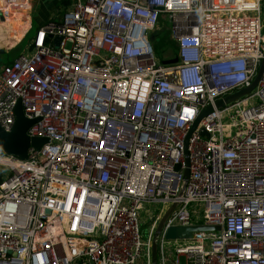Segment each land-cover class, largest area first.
Instances as JSON below:
<instances>
[{"label":"built area","instance_id":"1","mask_svg":"<svg viewBox=\"0 0 264 264\" xmlns=\"http://www.w3.org/2000/svg\"><path fill=\"white\" fill-rule=\"evenodd\" d=\"M64 1L0 67V128L20 103L37 119L28 135L47 140L26 160L0 150V264H151L176 202L157 264H264V69L215 107L264 67V0ZM166 26L176 61L164 65L149 34ZM157 202L142 242L139 212ZM197 225L219 230L164 238Z\"/></svg>","mask_w":264,"mask_h":264},{"label":"water","instance_id":"2","mask_svg":"<svg viewBox=\"0 0 264 264\" xmlns=\"http://www.w3.org/2000/svg\"><path fill=\"white\" fill-rule=\"evenodd\" d=\"M59 37L56 40V44L59 42ZM176 61V58L173 62ZM172 62V64H173ZM263 64L260 66V69L258 71L257 76L252 81V83L248 86V88H245L243 90L237 91L233 93L230 96L225 97L222 100H218L215 102V107L220 108L224 104L233 102V100H236L242 96L248 95L252 92V90L255 88L256 84L258 83L259 79L262 76L263 72ZM212 111V108L207 107L203 112H201L194 122L190 126V130L187 134V137L184 142V162H185V170L183 173V183L181 185V190L178 195V197H183L185 184L189 177V167H188V151H187V141L188 138L194 133V131L197 129V125L199 122L210 112ZM15 122L12 127V129L9 132H4L0 128V150L2 153L6 155H10L13 157H18L21 160H26L28 156V150L30 149H36L39 148L41 145L45 144L47 142L46 139L41 137L32 138L28 135V130L32 125H34L37 121L36 120H29L25 117L24 113H22V108L20 103L16 105L15 108ZM177 202L170 206L168 210L162 215L159 222L156 226V231L153 237L152 241V252H151V264H157V254H158V239L163 231V225L167 218L173 213V211L176 209ZM219 228H208L205 226H192V227H174L168 229L165 234L164 238L168 241H177V240H188L192 237L193 234H197L198 232H213L217 231Z\"/></svg>","mask_w":264,"mask_h":264},{"label":"rangeland","instance_id":"3","mask_svg":"<svg viewBox=\"0 0 264 264\" xmlns=\"http://www.w3.org/2000/svg\"><path fill=\"white\" fill-rule=\"evenodd\" d=\"M53 0H33V7H32V15L30 18V22L32 24V26L30 27V31H29V35L25 36L24 32L29 28L28 26H24V24L21 21V17L23 16L21 13V9L19 6H13L11 8L10 14H7V7L5 6H1V2L0 1V7H1V13L3 16V20H4V24H6V21L9 23L7 28L9 29V35L14 34V29H13V25H11V22H14L16 24H18L20 27H22L20 29V33H19V37L18 39H12L14 40V42H20L19 46L20 48H22V51L19 52L20 54L22 52H24L23 50L26 48V46L28 45L29 42L32 41V39L34 38L35 35V31L40 27V25H42L43 23L47 22L46 20L44 22H42L41 24H39V21H41L43 19V17H45V15L47 14L46 12L48 11V8L46 7L48 5V2H52ZM56 1L60 7H62L61 11L63 9L67 8L66 2L64 3V0H54ZM18 1L14 2L13 4H16ZM20 2H24V1H20ZM4 9V10H3ZM65 11V10H64ZM59 13H57L58 15ZM8 15V16H7ZM17 15L20 17H17ZM0 21V25L2 24L3 28H4V24ZM167 26L165 27L164 31L160 32L157 30V32H152L149 34V41L151 42V44L153 45V49L154 51V55H155V59L158 62H162L163 64H172V62L175 60L176 58V54H175V50H171V48L169 46H166L164 43H162L164 40H166V37H163L165 35V33H168L167 30ZM16 31V30H15ZM18 31V30H17ZM264 32V31H263ZM3 37V41L5 37H8V35L6 34ZM11 40V41H12ZM31 40V41H30ZM15 54V52H14ZM13 54V55H14ZM12 55V56H13ZM11 57V56H10ZM162 204L157 202V203H145L142 206V210L139 212V217H138V228L140 229V236H141V240L142 242H145L148 238V235L150 233V226L152 221L157 217V215L160 213Z\"/></svg>","mask_w":264,"mask_h":264},{"label":"crops","instance_id":"4","mask_svg":"<svg viewBox=\"0 0 264 264\" xmlns=\"http://www.w3.org/2000/svg\"><path fill=\"white\" fill-rule=\"evenodd\" d=\"M17 1L20 5L21 9L27 10L29 12L30 18H31L32 10H33L32 9L33 0H17ZM20 1H24V2H20ZM63 2H65V1H63ZM60 5L54 0L51 3L48 2V5L46 6L48 8V11L46 12L47 14L45 15V17H43V19L41 21H39V24H41L45 20L50 21V20L61 19L65 9H63L61 11L62 7H60ZM57 13H59V14L57 15ZM0 21L2 23L4 22L3 16L1 13H0ZM11 23H12L11 25H13V29H14V31H12V32H14V34H12V35H9V29L7 28L9 23L7 21H6V24L3 23L4 28H3L2 24L0 25V67L3 65L11 63L20 54L19 52L22 51V48H20V46H19L20 42H14L13 43L14 40H12L14 38L18 39L20 29L22 27H20L18 24L14 23V22H11ZM31 26H32V24L29 23V25H28L29 28L24 32L25 36H28L30 34L29 31H30ZM6 34L9 37V42L8 41H6V42L2 41V36H5ZM29 44H30V42L28 43V45L26 46V48L23 51L27 50ZM14 52H15V54H14Z\"/></svg>","mask_w":264,"mask_h":264},{"label":"trees","instance_id":"5","mask_svg":"<svg viewBox=\"0 0 264 264\" xmlns=\"http://www.w3.org/2000/svg\"><path fill=\"white\" fill-rule=\"evenodd\" d=\"M66 2V1H65ZM64 2V3H65ZM66 5H68V3L66 2ZM167 36V34L165 33V35L163 36V37H166ZM162 43H164L166 46H169L170 48H171V50H175L176 51V49H175V46H174V44L170 41V40H168V38L166 37V40H164ZM154 50V49H153ZM155 51V50H154ZM175 54H176V52H175ZM161 64H163L162 62H161ZM165 65V64H164ZM0 177H1V173H0ZM1 180V179H0Z\"/></svg>","mask_w":264,"mask_h":264},{"label":"bare ground","instance_id":"6","mask_svg":"<svg viewBox=\"0 0 264 264\" xmlns=\"http://www.w3.org/2000/svg\"><path fill=\"white\" fill-rule=\"evenodd\" d=\"M2 41H3V37H2ZM6 41L9 42V37H5V38H4V41H3V42H6Z\"/></svg>","mask_w":264,"mask_h":264}]
</instances>
